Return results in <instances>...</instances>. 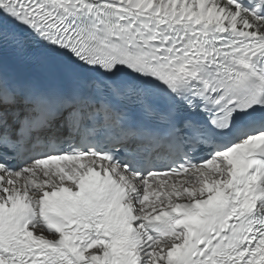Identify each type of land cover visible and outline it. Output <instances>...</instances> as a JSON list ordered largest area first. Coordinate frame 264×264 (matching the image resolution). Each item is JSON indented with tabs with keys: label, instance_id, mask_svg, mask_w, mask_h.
Listing matches in <instances>:
<instances>
[{
	"label": "snow or ice",
	"instance_id": "1",
	"mask_svg": "<svg viewBox=\"0 0 264 264\" xmlns=\"http://www.w3.org/2000/svg\"><path fill=\"white\" fill-rule=\"evenodd\" d=\"M0 264H264V0H0Z\"/></svg>",
	"mask_w": 264,
	"mask_h": 264
}]
</instances>
